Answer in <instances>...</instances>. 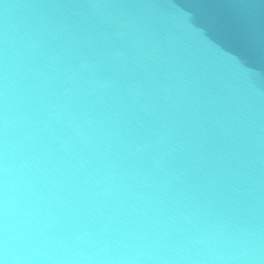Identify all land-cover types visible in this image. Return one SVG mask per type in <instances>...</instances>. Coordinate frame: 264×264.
Wrapping results in <instances>:
<instances>
[{"label":"water","instance_id":"obj_1","mask_svg":"<svg viewBox=\"0 0 264 264\" xmlns=\"http://www.w3.org/2000/svg\"><path fill=\"white\" fill-rule=\"evenodd\" d=\"M0 264H264V0H0Z\"/></svg>","mask_w":264,"mask_h":264}]
</instances>
